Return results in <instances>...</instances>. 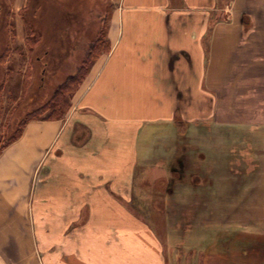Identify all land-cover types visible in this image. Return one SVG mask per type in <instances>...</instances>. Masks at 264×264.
<instances>
[{
  "label": "crops",
  "instance_id": "1",
  "mask_svg": "<svg viewBox=\"0 0 264 264\" xmlns=\"http://www.w3.org/2000/svg\"><path fill=\"white\" fill-rule=\"evenodd\" d=\"M109 3L72 112L0 154V264H264V0Z\"/></svg>",
  "mask_w": 264,
  "mask_h": 264
},
{
  "label": "rangeland",
  "instance_id": "2",
  "mask_svg": "<svg viewBox=\"0 0 264 264\" xmlns=\"http://www.w3.org/2000/svg\"><path fill=\"white\" fill-rule=\"evenodd\" d=\"M0 3L3 6L0 14L1 150L18 134L24 121L27 125L33 120H43L52 112L48 100L56 87L76 72L89 40L96 37L98 30L106 28V21L110 18V3L109 0H0ZM32 29L37 32L34 38H40L34 62L25 47L27 33ZM75 37L87 38L78 45L76 58H70ZM71 108L64 110L65 116L72 112ZM156 204L162 205L161 202ZM134 206L144 214L145 221L152 223L159 236L164 239L167 230L173 242L184 245L186 252L183 255L187 254L190 246L196 245V218H164L148 210L143 203H134ZM253 213L260 214V211ZM252 222L258 228L264 226V218H254ZM242 224H224L221 237L237 234V226ZM230 226V233H226ZM183 258L185 260L186 257Z\"/></svg>",
  "mask_w": 264,
  "mask_h": 264
},
{
  "label": "trees",
  "instance_id": "3",
  "mask_svg": "<svg viewBox=\"0 0 264 264\" xmlns=\"http://www.w3.org/2000/svg\"><path fill=\"white\" fill-rule=\"evenodd\" d=\"M36 33L37 32L34 29L30 30V33H27L26 42H25V47L29 52L30 57H32L33 62L35 59L34 54L36 52V47L40 43V38L38 37L34 38V35ZM98 46H99L98 42H92L91 44H89L88 50L85 53L80 65L77 67L76 72L67 76L65 80L56 87V89L53 92V95L51 96L50 100H48L47 102L48 105H52V112L46 115L44 118H42L43 120L62 119L65 117L64 110L71 108L72 99L75 96L76 92L78 91L80 85L87 77L90 64L93 62L94 59V54H96L98 51L97 50ZM47 52L49 51H46V53ZM26 123L27 122L24 121V125L22 126V128H20L18 134L11 141L16 140L19 137V135H21V133L25 128ZM10 142L8 144H10ZM8 144L5 145L0 150V154L8 146Z\"/></svg>",
  "mask_w": 264,
  "mask_h": 264
},
{
  "label": "flooded vegetation",
  "instance_id": "4",
  "mask_svg": "<svg viewBox=\"0 0 264 264\" xmlns=\"http://www.w3.org/2000/svg\"><path fill=\"white\" fill-rule=\"evenodd\" d=\"M2 10H3V6L1 5V3H0V14L2 13ZM2 19H1V15H0V21H1ZM40 59V58H39Z\"/></svg>",
  "mask_w": 264,
  "mask_h": 264
}]
</instances>
